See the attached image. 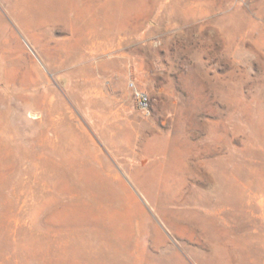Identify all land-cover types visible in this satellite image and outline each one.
Returning <instances> with one entry per match:
<instances>
[{
    "label": "rangeland",
    "instance_id": "374dc122",
    "mask_svg": "<svg viewBox=\"0 0 264 264\" xmlns=\"http://www.w3.org/2000/svg\"><path fill=\"white\" fill-rule=\"evenodd\" d=\"M0 264H264V0H0Z\"/></svg>",
    "mask_w": 264,
    "mask_h": 264
},
{
    "label": "bare ground",
    "instance_id": "6f19581e",
    "mask_svg": "<svg viewBox=\"0 0 264 264\" xmlns=\"http://www.w3.org/2000/svg\"><path fill=\"white\" fill-rule=\"evenodd\" d=\"M147 1H148V7L151 8L152 0H147ZM155 25L159 29H167L168 27L171 26V22L166 24V20L164 18L163 19H157L155 21Z\"/></svg>",
    "mask_w": 264,
    "mask_h": 264
},
{
    "label": "built area",
    "instance_id": "2783aa9c",
    "mask_svg": "<svg viewBox=\"0 0 264 264\" xmlns=\"http://www.w3.org/2000/svg\"><path fill=\"white\" fill-rule=\"evenodd\" d=\"M138 95V98L140 100V104L143 105V106H147V98L145 97L144 94H137Z\"/></svg>",
    "mask_w": 264,
    "mask_h": 264
}]
</instances>
